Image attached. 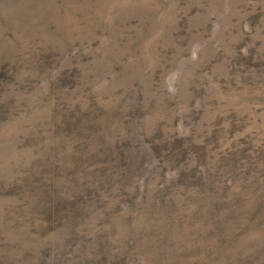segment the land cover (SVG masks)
Listing matches in <instances>:
<instances>
[{
  "label": "rangeland",
  "instance_id": "374dc122",
  "mask_svg": "<svg viewBox=\"0 0 264 264\" xmlns=\"http://www.w3.org/2000/svg\"><path fill=\"white\" fill-rule=\"evenodd\" d=\"M0 264H264V0H0Z\"/></svg>",
  "mask_w": 264,
  "mask_h": 264
}]
</instances>
